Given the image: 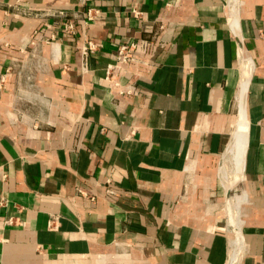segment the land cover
<instances>
[{"label":"crops","instance_id":"obj_1","mask_svg":"<svg viewBox=\"0 0 264 264\" xmlns=\"http://www.w3.org/2000/svg\"><path fill=\"white\" fill-rule=\"evenodd\" d=\"M89 6L0 0V264H230L238 229L264 264V0ZM133 42L120 96L106 68Z\"/></svg>","mask_w":264,"mask_h":264},{"label":"built area","instance_id":"obj_2","mask_svg":"<svg viewBox=\"0 0 264 264\" xmlns=\"http://www.w3.org/2000/svg\"><path fill=\"white\" fill-rule=\"evenodd\" d=\"M92 0H79V3L84 6L85 8H87V17L85 18L86 20L83 21V23H87V22H91L96 18V10L92 7L89 6L90 2ZM62 14V13H61ZM136 15L138 17H140L142 15V13L140 12H136ZM64 25V30L65 32L69 35V36H76L77 34V30H76V26L74 24L73 21L70 20H66V22L63 24ZM55 25L51 24L48 25V29H52ZM36 35L39 37V39H43L46 42H53L56 37L54 35H51L50 37L45 38L44 36H41L40 34L36 33ZM163 45H165V41L162 40L161 41ZM139 44L137 42H133V43H128V44H122L119 46L118 48V58L117 61L114 64H109L106 68V76H105V80L111 84H113V86L115 88H118V92L120 96H131L135 93V87L131 86V85H123L121 84V82L118 81V78L116 76L117 70L122 67V66H126L129 64H139L141 61L138 58V56L136 55V50L138 49ZM99 44H97L94 41H90L87 40L82 44L81 47V56H82V68L84 71H87V63L86 60L87 58L93 54L99 51ZM18 59V58H17ZM17 59H15L17 61ZM6 83V76L1 78V82H0V90L4 88V85ZM111 181L108 180V184H110ZM80 193L83 196H88L90 197L92 200L95 199L94 196H91L85 192L80 191ZM111 194V189H108V196H110ZM2 206H7V202L3 201L1 202ZM58 217H53L50 222H49V227L51 229H55L57 228V224H58ZM15 220L14 218H9L6 223L8 225H13Z\"/></svg>","mask_w":264,"mask_h":264},{"label":"bare ground","instance_id":"obj_3","mask_svg":"<svg viewBox=\"0 0 264 264\" xmlns=\"http://www.w3.org/2000/svg\"><path fill=\"white\" fill-rule=\"evenodd\" d=\"M237 2V0H236ZM234 5L236 6V4L234 3ZM249 74V73H248ZM248 77V76H247ZM249 78V77H248ZM242 82H245V81H242ZM244 85V84H243ZM245 87L246 86H243L242 87V91H241V97L243 96V92L245 90ZM244 103V102H243ZM244 109V108H243ZM243 109L241 110V118H240V121L234 131V134H233V138H232V145L229 146L230 149H229V153L234 155V153L236 152V148L239 149V152L243 151L245 148V144H246V139H245V133H246V120L244 118V111ZM246 115V114H245ZM248 125V124H247ZM248 127V126H247ZM244 153V152H243ZM243 156V155H242ZM242 156L240 153H237V156H236V159L238 160V163H242ZM236 160V161H237ZM234 203V202H233ZM238 202L236 201L235 205H233V207H238ZM227 207V206H226ZM238 209V208H237ZM237 219H235L236 221ZM240 221V220H239ZM240 223V222H239ZM231 225V224H230ZM241 228V227H240ZM244 248V245H243V239H242V233L240 232V230L238 229L236 231V236L234 238V240L232 241V258H231V262L230 264H239V252H241ZM230 253V254H231Z\"/></svg>","mask_w":264,"mask_h":264},{"label":"rangeland","instance_id":"obj_4","mask_svg":"<svg viewBox=\"0 0 264 264\" xmlns=\"http://www.w3.org/2000/svg\"><path fill=\"white\" fill-rule=\"evenodd\" d=\"M225 164H228L227 162H225V161H223V166H225ZM235 173H234V169H233V167L231 168V166L229 167L228 166V169H226V176H227V179L228 180H231L232 181V179H235V175H234ZM239 180V179H238ZM237 180V181H238ZM234 185V184H233ZM232 188H233V186H232ZM234 190V189H233ZM232 190V191H233ZM232 194H233V192H232ZM227 213V212H226ZM228 215H229V213H227Z\"/></svg>","mask_w":264,"mask_h":264},{"label":"water","instance_id":"obj_5","mask_svg":"<svg viewBox=\"0 0 264 264\" xmlns=\"http://www.w3.org/2000/svg\"><path fill=\"white\" fill-rule=\"evenodd\" d=\"M228 195H230V194H228Z\"/></svg>","mask_w":264,"mask_h":264}]
</instances>
